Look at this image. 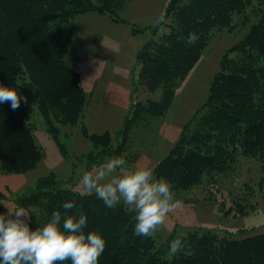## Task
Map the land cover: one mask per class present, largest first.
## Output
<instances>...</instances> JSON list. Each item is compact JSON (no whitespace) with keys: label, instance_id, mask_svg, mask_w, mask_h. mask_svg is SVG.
<instances>
[{"label":"trees","instance_id":"1","mask_svg":"<svg viewBox=\"0 0 264 264\" xmlns=\"http://www.w3.org/2000/svg\"><path fill=\"white\" fill-rule=\"evenodd\" d=\"M126 1L0 0V83L16 87L27 97V103L22 101L15 110L8 101L0 104L1 172L26 173L43 157L29 124L31 98L56 141L57 126L76 124L81 116L84 93L68 39L72 19L87 12L118 18ZM262 5L264 0H170L164 16L168 32L149 38L137 54L139 83L147 93L160 91V95L135 103L124 136L165 114L177 83L199 59L213 31L244 24L250 13L256 17L242 40L221 58L205 103L153 169L158 178L167 179L171 190H188L204 175L230 169L239 156L264 160ZM190 31L199 36L194 44L187 43ZM89 138L103 147L100 156L109 154L107 133ZM68 200L77 205L68 213L86 214V231L96 230L105 239L99 264H264V234L234 240L193 231L180 238L184 248L171 255L173 236L159 246L151 236H134L135 213L124 204L108 208L94 193L60 189L52 175L39 178L35 188L19 198L18 206L32 209L29 220L36 227L54 210L65 212L60 205Z\"/></svg>","mask_w":264,"mask_h":264},{"label":"rangeland","instance_id":"2","mask_svg":"<svg viewBox=\"0 0 264 264\" xmlns=\"http://www.w3.org/2000/svg\"><path fill=\"white\" fill-rule=\"evenodd\" d=\"M169 2L127 0L118 18L87 12L72 19L68 39L84 93L81 116L76 124L58 125L56 141L30 99L29 124L43 157L26 173L0 171V213L14 212L19 198L31 192L39 178L52 175L60 189L87 193L79 184L85 169L94 170L112 156H122L128 168L154 169L175 146L184 126L205 103L221 58L242 40L256 17L250 13L244 24L213 31L199 59L177 83L165 114L143 127H133L124 136L135 103L159 98L160 91L151 95L139 83L137 54L149 38L168 32L164 16ZM104 133L110 138V152L100 156L103 147L94 145L89 136ZM172 192L182 206L170 211L149 235L157 246L170 236L180 239L193 231L234 240L264 234V160L239 156L230 169L204 175L188 190Z\"/></svg>","mask_w":264,"mask_h":264},{"label":"clouds","instance_id":"3","mask_svg":"<svg viewBox=\"0 0 264 264\" xmlns=\"http://www.w3.org/2000/svg\"><path fill=\"white\" fill-rule=\"evenodd\" d=\"M162 17L156 19L159 23ZM199 39L190 31L187 43ZM10 102L15 110L27 97L16 87L0 83V104ZM79 184L87 193H94L108 208L118 204L129 206L135 213L134 236L153 234L168 213L182 201L174 197L165 178H158L147 167L128 168L122 156H112L94 170L85 169ZM65 212L54 210L42 226L32 227L23 206H17L11 214L0 213V264H99L105 249V239L96 230L86 231V214H69L77 207L72 200L60 205ZM184 248V242H170L168 252L175 255Z\"/></svg>","mask_w":264,"mask_h":264}]
</instances>
